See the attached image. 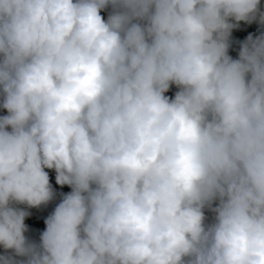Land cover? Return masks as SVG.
I'll return each instance as SVG.
<instances>
[{
	"label": "clouds",
	"instance_id": "obj_1",
	"mask_svg": "<svg viewBox=\"0 0 264 264\" xmlns=\"http://www.w3.org/2000/svg\"><path fill=\"white\" fill-rule=\"evenodd\" d=\"M262 3L0 0V264H264Z\"/></svg>",
	"mask_w": 264,
	"mask_h": 264
},
{
	"label": "trees",
	"instance_id": "obj_2",
	"mask_svg": "<svg viewBox=\"0 0 264 264\" xmlns=\"http://www.w3.org/2000/svg\"><path fill=\"white\" fill-rule=\"evenodd\" d=\"M262 9H264V3H262ZM264 31V28H262L258 23H252L247 24L244 22L240 23V27L238 29H234L232 33L231 40H237L247 38L249 34L255 36L261 34V32ZM178 91L175 85L172 86L170 91L167 93V95L174 97L175 92ZM6 110L0 108V115H6ZM49 174L52 180V183L54 187L57 190V198L51 202L47 206H43L39 209H28L31 212V216L26 218L25 223L29 226V231L25 234L30 240L39 242L40 234L42 231H40L39 227H42V229H45L46 225L44 224V220L47 218L48 215L51 214V212L54 210L56 204L60 200L59 193L64 192L67 193L71 191L69 187L64 186L61 188L59 185L55 184V172L53 170H49ZM25 207V206H20ZM4 254V250L2 247H0V255Z\"/></svg>",
	"mask_w": 264,
	"mask_h": 264
},
{
	"label": "rangeland",
	"instance_id": "obj_3",
	"mask_svg": "<svg viewBox=\"0 0 264 264\" xmlns=\"http://www.w3.org/2000/svg\"><path fill=\"white\" fill-rule=\"evenodd\" d=\"M262 2H264V0H262ZM102 15H104L105 18H107V12L102 13ZM246 39L247 38H243V39H240L239 41L231 40V46H230V49H229V55H231L234 59H238L239 58L240 46ZM206 215L209 217V220H210L211 217H212V213L209 212V211H206Z\"/></svg>",
	"mask_w": 264,
	"mask_h": 264
}]
</instances>
